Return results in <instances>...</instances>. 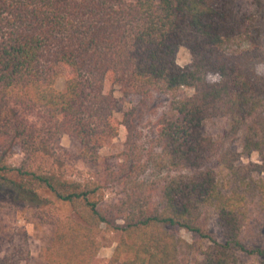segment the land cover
Segmentation results:
<instances>
[{
    "label": "trees",
    "instance_id": "obj_1",
    "mask_svg": "<svg viewBox=\"0 0 264 264\" xmlns=\"http://www.w3.org/2000/svg\"><path fill=\"white\" fill-rule=\"evenodd\" d=\"M251 5L0 0V190L37 209L69 208L34 264H264L253 231L264 222V0ZM179 48L190 56L183 67ZM60 66L71 75L57 90ZM107 78L136 99L122 113L116 169L101 156L118 135ZM220 120L219 137L203 133ZM62 135L77 142L78 162L100 168L93 178L57 172ZM237 141L241 153L230 148ZM252 153L257 163H240ZM102 231L116 235L105 262ZM0 235L13 243L2 226ZM29 259L14 248L0 264Z\"/></svg>",
    "mask_w": 264,
    "mask_h": 264
},
{
    "label": "rangeland",
    "instance_id": "obj_2",
    "mask_svg": "<svg viewBox=\"0 0 264 264\" xmlns=\"http://www.w3.org/2000/svg\"><path fill=\"white\" fill-rule=\"evenodd\" d=\"M238 7L242 10L251 11V0H236ZM176 62L180 66H186L190 63V56L186 49L179 48L176 53ZM58 77L55 83L57 90H62L65 80L71 75V70L65 67H58ZM214 78H211L213 80ZM113 92L114 97L118 101V111L114 115V122L118 126V135L113 140L107 142L101 150V156L107 162L111 169H116L121 160V153L124 150V142L126 139V129L121 124L122 113L130 111L136 102L132 98L131 104L123 100L118 87L112 84L107 78L104 83V92ZM129 101V99H128ZM227 123L224 120L206 122L202 131L206 136L217 138L225 129ZM61 148L66 152L62 163L55 166L57 172L62 176L74 179L84 180L93 178L99 171L98 166L85 165L78 162L77 154L79 146L77 142L66 135L59 138ZM236 153L242 152V142L237 141L231 147ZM22 159V153L17 150L8 159V162L13 165H19ZM257 153L250 155H242L240 163H257ZM69 215V208L63 205H57L50 209H37L27 205L26 203L16 199L14 195L0 190V226L13 235V243L7 242L0 235V261L12 251V249H21L25 251L31 263H36L41 246L49 242L53 233V223L57 219H64ZM211 232L217 237L219 241L223 240L219 226L213 221L210 225ZM178 235L186 241H191V234L186 230L175 228ZM254 234L259 236L264 241V222L253 229ZM100 249L98 252V259L105 262L112 255L113 249L116 245V235L111 231H102L99 235ZM22 264V262H21Z\"/></svg>",
    "mask_w": 264,
    "mask_h": 264
}]
</instances>
